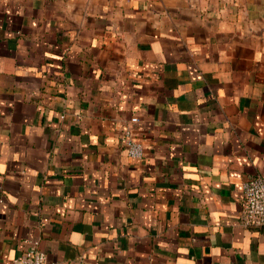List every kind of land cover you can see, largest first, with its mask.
Wrapping results in <instances>:
<instances>
[{"label": "crops", "instance_id": "0c3cea01", "mask_svg": "<svg viewBox=\"0 0 264 264\" xmlns=\"http://www.w3.org/2000/svg\"><path fill=\"white\" fill-rule=\"evenodd\" d=\"M254 176L264 0H0V264H264Z\"/></svg>", "mask_w": 264, "mask_h": 264}, {"label": "built area", "instance_id": "2783aa9c", "mask_svg": "<svg viewBox=\"0 0 264 264\" xmlns=\"http://www.w3.org/2000/svg\"><path fill=\"white\" fill-rule=\"evenodd\" d=\"M137 121V118H131L129 123L134 124ZM121 146L131 160L139 161L144 156L142 144L130 127H126L123 132ZM242 193L243 225L264 229V179L260 176L248 178L242 183ZM12 264H46V255L40 250L39 243L31 240Z\"/></svg>", "mask_w": 264, "mask_h": 264}]
</instances>
